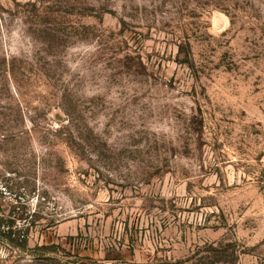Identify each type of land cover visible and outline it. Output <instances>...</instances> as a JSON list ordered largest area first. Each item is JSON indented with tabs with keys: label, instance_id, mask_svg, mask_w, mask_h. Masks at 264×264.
Returning <instances> with one entry per match:
<instances>
[{
	"label": "rangeland",
	"instance_id": "rangeland-1",
	"mask_svg": "<svg viewBox=\"0 0 264 264\" xmlns=\"http://www.w3.org/2000/svg\"><path fill=\"white\" fill-rule=\"evenodd\" d=\"M0 264H264V0H0Z\"/></svg>",
	"mask_w": 264,
	"mask_h": 264
},
{
	"label": "trees",
	"instance_id": "trees-1",
	"mask_svg": "<svg viewBox=\"0 0 264 264\" xmlns=\"http://www.w3.org/2000/svg\"><path fill=\"white\" fill-rule=\"evenodd\" d=\"M13 233H12V231L11 232H9V235L11 236ZM26 242H24V244H25Z\"/></svg>",
	"mask_w": 264,
	"mask_h": 264
}]
</instances>
